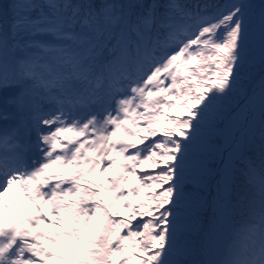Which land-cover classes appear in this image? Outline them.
I'll use <instances>...</instances> for the list:
<instances>
[{
    "label": "snow or ice",
    "instance_id": "snow-or-ice-1",
    "mask_svg": "<svg viewBox=\"0 0 264 264\" xmlns=\"http://www.w3.org/2000/svg\"><path fill=\"white\" fill-rule=\"evenodd\" d=\"M0 264H264V0H0Z\"/></svg>",
    "mask_w": 264,
    "mask_h": 264
},
{
    "label": "trees",
    "instance_id": "trees-1",
    "mask_svg": "<svg viewBox=\"0 0 264 264\" xmlns=\"http://www.w3.org/2000/svg\"><path fill=\"white\" fill-rule=\"evenodd\" d=\"M243 223V219L242 218H238V222L236 224V227L239 228Z\"/></svg>",
    "mask_w": 264,
    "mask_h": 264
},
{
    "label": "rangeland",
    "instance_id": "rangeland-1",
    "mask_svg": "<svg viewBox=\"0 0 264 264\" xmlns=\"http://www.w3.org/2000/svg\"><path fill=\"white\" fill-rule=\"evenodd\" d=\"M242 243V242H241Z\"/></svg>",
    "mask_w": 264,
    "mask_h": 264
}]
</instances>
